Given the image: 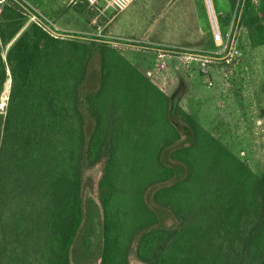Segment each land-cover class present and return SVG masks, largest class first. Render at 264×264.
Wrapping results in <instances>:
<instances>
[{
  "label": "trees",
  "instance_id": "trees-1",
  "mask_svg": "<svg viewBox=\"0 0 264 264\" xmlns=\"http://www.w3.org/2000/svg\"><path fill=\"white\" fill-rule=\"evenodd\" d=\"M25 21L1 6L0 264H71L82 173L102 160L98 264H129L136 239L143 264H264V177L105 43L31 24L4 60ZM248 40L264 46V10Z\"/></svg>",
  "mask_w": 264,
  "mask_h": 264
},
{
  "label": "rangeland",
  "instance_id": "rangeland-1",
  "mask_svg": "<svg viewBox=\"0 0 264 264\" xmlns=\"http://www.w3.org/2000/svg\"><path fill=\"white\" fill-rule=\"evenodd\" d=\"M26 1L43 14L44 10L34 0ZM40 1L51 6L54 11L48 16L59 26L80 34L63 40L95 39L116 49L257 176L264 177V53L251 48L248 40V26L256 13L264 10V0L244 2L249 3L254 15L243 18L242 8L229 40L231 48L225 51L222 41H215L213 23L218 26L219 18L230 17L225 33L229 31L235 5L232 7L228 0H209L212 16L206 0H135L122 11L93 9L80 0ZM65 7L60 20L56 19L54 14ZM29 25L26 20L17 35L2 48L4 60L7 50ZM211 39L215 48L210 45ZM177 49L219 54L213 63L203 67L200 62L181 61L174 52ZM6 71L8 78L0 91L3 116L10 87L8 67ZM103 167L104 160L82 173L84 217L71 247V264L99 263L102 215L98 183ZM147 203L154 207L150 198ZM171 223V219L166 220V225ZM136 244L137 239L128 256L129 264H143L135 256Z\"/></svg>",
  "mask_w": 264,
  "mask_h": 264
},
{
  "label": "built area",
  "instance_id": "built-area-1",
  "mask_svg": "<svg viewBox=\"0 0 264 264\" xmlns=\"http://www.w3.org/2000/svg\"><path fill=\"white\" fill-rule=\"evenodd\" d=\"M7 0H0V5L6 3ZM17 7L19 13L25 17L32 25H35L47 35L54 39H65L67 37H73L77 35L72 32H68L65 29L60 28L55 22L50 20L48 17L43 15L37 8L30 4L26 0H11ZM81 2H88L89 7L93 9H111L113 11H122L129 7L135 0H80ZM247 0H237L235 4V11L232 16L231 26L229 31L223 35L220 33L218 26L213 23V32L216 42H221L223 44L222 49L225 51L231 47L228 46L230 43L229 40L233 34L234 25L237 19V16L241 14L243 4ZM80 35V34H79ZM77 35V36H79ZM176 52L179 56V59L185 63L200 62V65L205 67L209 63H213L217 58L215 57L219 52H210V51H199L192 49H177ZM162 57V55H159ZM159 57V58H160Z\"/></svg>",
  "mask_w": 264,
  "mask_h": 264
},
{
  "label": "crops",
  "instance_id": "crops-1",
  "mask_svg": "<svg viewBox=\"0 0 264 264\" xmlns=\"http://www.w3.org/2000/svg\"><path fill=\"white\" fill-rule=\"evenodd\" d=\"M66 1V0H65ZM67 2V1H66ZM34 3H37L38 4V6H40L44 11H45V13H44V11H43V14L46 16V17H48L50 20H52L48 15L49 14H53V12L52 11H54L52 8H51V6H48L47 5V3H44L43 1H40V0H38V1H36V0H34ZM62 4V3H61ZM69 3H67V5H68ZM68 7V6H67ZM67 7H65V8H62L61 10H60V12L59 13H55L54 15H55V17H56V19H58V20H60V18H61V16H62V13H64L65 12V9H67ZM52 9V10H51ZM41 12V11H40ZM42 13V12H41ZM53 22H55L56 23V21H54V20H52ZM57 24V23H56ZM58 25V24H57ZM59 26V25H58ZM60 28H62V29H65V30H69L70 31V28H68V27H64V26H59ZM71 31L72 32H74L72 29H71ZM80 33V32H79ZM78 33V34H79ZM88 33V32H87ZM255 50H256V52H258V53H264V46H260V47H258V48H255ZM262 56V55H261Z\"/></svg>",
  "mask_w": 264,
  "mask_h": 264
},
{
  "label": "water",
  "instance_id": "water-1",
  "mask_svg": "<svg viewBox=\"0 0 264 264\" xmlns=\"http://www.w3.org/2000/svg\"><path fill=\"white\" fill-rule=\"evenodd\" d=\"M206 3H207V6H208L210 15L212 16V9H211V5H210V1L209 0H206Z\"/></svg>",
  "mask_w": 264,
  "mask_h": 264
}]
</instances>
